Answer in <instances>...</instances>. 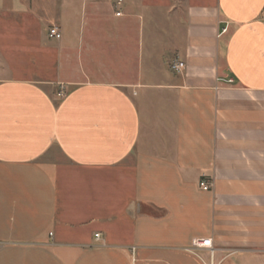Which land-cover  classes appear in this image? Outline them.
Returning a JSON list of instances; mask_svg holds the SVG:
<instances>
[{
  "label": "crops",
  "instance_id": "crops-1",
  "mask_svg": "<svg viewBox=\"0 0 264 264\" xmlns=\"http://www.w3.org/2000/svg\"><path fill=\"white\" fill-rule=\"evenodd\" d=\"M58 2L45 9L60 25L72 4ZM12 8L15 49L0 35V264H264V0L189 1L167 52L180 72L152 61L129 22L102 28L92 12L109 64L87 45L80 77L66 79L61 25L50 43L45 20ZM205 239L210 249L192 247Z\"/></svg>",
  "mask_w": 264,
  "mask_h": 264
},
{
  "label": "rangeland",
  "instance_id": "rangeland-1",
  "mask_svg": "<svg viewBox=\"0 0 264 264\" xmlns=\"http://www.w3.org/2000/svg\"><path fill=\"white\" fill-rule=\"evenodd\" d=\"M15 1L16 0H0V35L3 33L2 41L6 43V47L11 48L12 50H14L17 45L15 44L16 34L13 27L7 28V24L13 23L14 17L10 11H13L12 7ZM18 1L19 3H24V6L28 10L27 13L42 18L46 21L47 25H55L58 26L59 29L61 25V30H63L64 34L62 42L67 44L69 48L73 50V53L71 54V60L68 61H64L63 58L61 60L60 55L58 57L56 56L55 67H57L56 70L58 77L66 79L67 77H80V54L82 55L84 53L87 45H93L95 51L98 56L101 57L103 62L109 64V59L103 57L105 51L104 48L109 44H106L105 38L100 37L101 39L99 38V40H96V37L92 38L91 36L98 26V23L95 21L97 17L94 20L90 18L92 12L106 16L105 20L107 23L104 22L102 28H108L114 21L129 22L136 36L139 33L143 35L144 48H146L145 50L149 48L152 61L161 62L166 69L168 67V69L171 70L173 59L168 58L167 52L171 51L174 47L176 37L179 36L182 28L185 7L191 0H122L121 10L124 17L121 19L112 18V14L115 11L114 2L116 0H92L93 3H96L95 6L98 7V9H94V11L89 4L92 2L90 0H68L69 3L72 4L71 13L68 17L61 18L60 25L57 19L52 23L53 18H51L49 11L45 9L48 4L51 6L53 3H55L57 7V4H59L58 0ZM56 17L57 16H55V18ZM28 18L31 19L33 17L29 15ZM48 28L49 26L45 29L48 30ZM39 29H35L34 27L35 31H38ZM19 40H21L23 44L26 43L24 37ZM55 42L56 41L50 40V43L55 44ZM90 42L91 44H88ZM144 61L145 59L142 58V62ZM19 74H21L20 76H28L26 72L20 73L18 70L8 71V75L11 77H19ZM48 75H50L49 72L48 74H45V77ZM126 77L114 74L113 79L120 81L126 80Z\"/></svg>",
  "mask_w": 264,
  "mask_h": 264
},
{
  "label": "built area",
  "instance_id": "built-area-1",
  "mask_svg": "<svg viewBox=\"0 0 264 264\" xmlns=\"http://www.w3.org/2000/svg\"><path fill=\"white\" fill-rule=\"evenodd\" d=\"M122 0H116L114 2V16L119 18L122 17ZM263 20H264V14H263ZM225 30L222 31V33H224ZM47 38L49 40H53V41H59L61 40V32L60 29L58 28V26L52 25L48 28L47 30ZM184 69V64L181 62H173L171 64V70L174 72H180ZM227 84H231V80H228L226 82ZM199 188L206 192L209 191L211 188V185L208 182L205 181H201L199 182ZM95 238H98V235L95 236ZM192 247L194 249H210L211 247V240L210 239H205V240H194L192 243Z\"/></svg>",
  "mask_w": 264,
  "mask_h": 264
}]
</instances>
